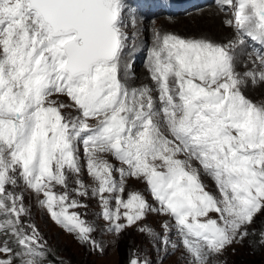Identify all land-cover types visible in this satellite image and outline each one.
Segmentation results:
<instances>
[{
    "label": "snow or ice",
    "instance_id": "obj_1",
    "mask_svg": "<svg viewBox=\"0 0 264 264\" xmlns=\"http://www.w3.org/2000/svg\"><path fill=\"white\" fill-rule=\"evenodd\" d=\"M218 3L234 9V21L225 23L234 24L237 35L227 44L155 32L148 68L157 104L151 87H130L121 77L129 39L123 0H0V264H46L48 256L39 230L22 220L28 209L24 193L15 191L19 181L43 195L39 203L58 224L99 247L94 227L72 210L87 205L68 190L75 174L71 191L89 195L80 179L81 143L96 182L91 194L99 196L110 230L119 232L151 211L168 213L189 264H210L251 234L248 226L264 210V102L242 89L264 84V70L238 72L235 50L246 38L254 41L260 47L249 58L264 69V0ZM54 94L67 95L80 115L63 114L69 105L51 100ZM201 169L215 181L219 198L206 190ZM128 178L143 179L159 207L138 191L124 199ZM56 185L66 190L58 193ZM212 211L219 219L209 218ZM163 228L170 230L167 223ZM140 231L153 232L148 226ZM163 243L179 246L167 235ZM259 243L264 246V231Z\"/></svg>",
    "mask_w": 264,
    "mask_h": 264
},
{
    "label": "rangeland",
    "instance_id": "obj_2",
    "mask_svg": "<svg viewBox=\"0 0 264 264\" xmlns=\"http://www.w3.org/2000/svg\"><path fill=\"white\" fill-rule=\"evenodd\" d=\"M123 1L125 4L123 11L124 31L127 33L129 39L125 41L126 47L122 53L121 77L126 80L130 87L139 88L144 85L151 87L153 89V96L157 98V104H159L158 91H156V84L151 79L148 68L149 52L153 47L157 46L155 39L156 31L161 35L171 33L183 38L203 37L220 44H227L229 41L236 39L237 34L234 24L233 26H229L225 23V20L228 19L234 21V10H222L220 5L209 6L200 10H190L175 16L163 15L143 18L134 7V4H131L132 0ZM214 11L221 13V17L223 16L217 19L219 21H215ZM129 15L139 18L137 19V25L130 20ZM170 20L171 24L169 22ZM204 21L209 26H213V29H215L213 33L202 30L205 29L202 26ZM254 47L258 48L260 46L246 38V43L235 50L236 70L238 72L264 70L258 63H252L255 56H252L251 59L249 58V54L253 52ZM125 65H127L126 68L124 67ZM242 91L254 102H264V84L253 85L249 82L248 86L242 89ZM50 99L55 100L57 103L69 105V107L62 109L63 114H70L72 116L80 115L79 109L67 95L54 94ZM96 123L97 121L95 119L89 120V124L91 125H95ZM78 152L81 164L84 166L82 167L80 179L90 187L88 196H79L76 192L71 191V189L77 187L74 183L75 174H69L68 190L70 191L71 198L78 199L82 204L87 205V207L72 210L81 213L82 218L94 227L91 237L99 245L98 248H94L90 242L86 243L81 241L76 233L68 232L58 224L51 217L46 207L41 206L39 203V200L44 198L42 194H37L22 181L18 182V186L15 189L17 192L24 193V205L28 209V214L22 216L25 226L29 224L36 226L42 237L41 242L45 243V248L47 247L49 251L51 250L60 259L61 263L58 264H121L125 250L123 246H126V251L128 246V252H125L131 255L130 261L133 258H139L141 261L147 259L149 264H189L191 256L180 242L181 237L175 227L176 221L174 217L168 213L151 211L141 220L125 227L119 232L110 230L112 222L104 219L102 216L103 204L99 196H93L91 194V189L96 186V182L87 172V158L82 143L78 146ZM106 158L117 168L122 166L121 162L113 156L107 155ZM180 158L183 159V155ZM192 163L194 167L200 169L198 162L193 161ZM114 175L119 179L118 172H115ZM201 180L206 185V190L219 198L220 193L215 181L210 176L204 174L202 169ZM9 190H12L11 186H9ZM54 190L62 193L66 189L61 185H56ZM133 191L140 192L153 208L159 207V202L156 201L149 191V186L143 179L128 178L125 192L123 193L124 199H127L128 194ZM104 195L107 196L109 194L105 193ZM111 206L115 209L116 202L114 199L111 201ZM263 215L264 210L256 214L253 223L248 226L250 233L259 229L258 222ZM209 218L219 219V214L214 211L209 212ZM0 219H3V217H0ZM119 222L127 223L123 217ZM165 223L169 225V231H165L163 228ZM144 226L150 227L153 232L140 231ZM165 235L169 237L170 241L179 245L177 249L172 250L170 246L164 245L163 237ZM251 237L253 240L251 245H245V241L249 238L248 236L242 242H235L231 246H228L222 254L213 255L210 258V264H264V246L259 243L260 237L253 234ZM1 239H3L2 235H0V241ZM122 241L123 246L120 245Z\"/></svg>",
    "mask_w": 264,
    "mask_h": 264
},
{
    "label": "trees",
    "instance_id": "obj_3",
    "mask_svg": "<svg viewBox=\"0 0 264 264\" xmlns=\"http://www.w3.org/2000/svg\"><path fill=\"white\" fill-rule=\"evenodd\" d=\"M258 226H259V229H257V230H255V232H251V234L249 235V238L245 241V245H247V246H249V245H251L252 243H253V240H252V237H251V235L253 234V235H257V236H259L260 237V232L261 231H264V215L261 217V220L258 222ZM248 237V236H247ZM5 237H3V239H4ZM3 239H1V241L3 240ZM259 240H260V238H259ZM124 241V240H123ZM123 241L120 243V245H122L123 246ZM125 242V241H124ZM126 244V243H125ZM123 247H125L124 249V256H123V258L121 259V264H130V257H131V255H128V253H126V252H128V246H127V251H126V246H123ZM120 248H122V247H120ZM46 250H47V252H48V256L46 257V263L47 262H51V264L52 263H54V264H58V263H61V261H60V259L59 258H57L56 257V255L50 250H48L47 249V247H46ZM126 251V252H125Z\"/></svg>",
    "mask_w": 264,
    "mask_h": 264
},
{
    "label": "bare ground",
    "instance_id": "obj_4",
    "mask_svg": "<svg viewBox=\"0 0 264 264\" xmlns=\"http://www.w3.org/2000/svg\"><path fill=\"white\" fill-rule=\"evenodd\" d=\"M124 2V1H123ZM220 9V8H219ZM231 11H233L234 9H230ZM217 11V10H216ZM216 11H214L213 13L215 14L214 15V19H215V21H219V20H217V19H219L220 17H221V13H219V12H216ZM132 13V12H131ZM219 14H220V16H219ZM203 15V14H202ZM203 17V16H202ZM223 17V16H222ZM221 17V18H222ZM129 18H130V20L135 24V25H137L136 23H137V19H139V18H135V17H133L132 15H129ZM208 18V17H207ZM203 19V18H202ZM173 20V19H172ZM208 20V19H207ZM170 22V24H171V20L169 21ZM199 23H200V21H199ZM204 24L202 25L203 26V28H205V29H202V30H204L205 32H210V33H213V30H215V29H213V26H209L205 21L203 22ZM209 23H211V22H209ZM202 24V23H201ZM212 24V23H211ZM134 25V26H135ZM133 26V27H134ZM227 29V28H226ZM223 31V30H222ZM216 32V31H215ZM217 33V32H216ZM224 34V33H223ZM217 35V34H216ZM234 35V34H233ZM232 35V36H233ZM214 36H215V34H214ZM221 36V35H220ZM246 60V59H245ZM248 60V59H247ZM262 85V84H261ZM254 87V86H253ZM260 88V87H259ZM255 89V88H254ZM254 91V90H253Z\"/></svg>",
    "mask_w": 264,
    "mask_h": 264
}]
</instances>
